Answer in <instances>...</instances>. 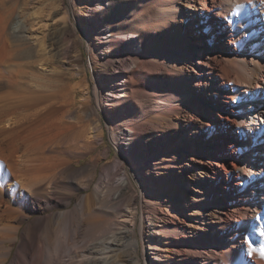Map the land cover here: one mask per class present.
<instances>
[{
    "label": "bare ground",
    "instance_id": "obj_1",
    "mask_svg": "<svg viewBox=\"0 0 264 264\" xmlns=\"http://www.w3.org/2000/svg\"><path fill=\"white\" fill-rule=\"evenodd\" d=\"M103 2L88 0L85 6L87 30L83 33L88 41L89 64L98 82L84 84L83 93L93 101L94 110L101 109L105 115L109 113L106 117L113 135L119 136L126 126L130 130L127 142L130 155L116 145L121 154L118 157L121 168L126 174V183L119 187L122 193L130 189L133 182H139L135 199L141 202L143 215L149 214L151 203L153 216L150 217H154L157 224L153 229H146L150 224L146 225L144 220L140 224V238L145 244L141 253L139 236H135L134 226L131 231L128 227L127 237L131 240L128 247L131 246L127 253L135 256V264H152L146 254L147 246L158 250L148 252L154 253V258H163L162 264H219V259L226 256L230 261L225 264H233L234 251L238 248L237 255L246 250L255 264H264V0H213V6L201 0H109L107 7ZM69 11L72 17L76 15L73 4ZM2 14L0 89L11 86L17 91H32L24 84L25 64L15 63L26 59L30 46L19 33L13 38L5 33L7 26L2 28L1 22L7 19ZM235 15L239 16L237 22L233 19ZM222 18L230 20L236 28L235 36L230 38L232 43L239 44L238 54L214 35L212 25L224 26ZM75 21L71 23L73 28H83L79 20ZM19 27L20 20H16L13 28L19 30ZM222 28L217 29L216 34L224 38L228 34L226 28ZM153 33L156 37L150 38ZM128 43L139 49L133 51L127 62L118 61L119 65H114V55L122 53ZM224 47H227L226 53H222ZM231 86L232 93L228 90ZM118 90H121L120 95ZM138 92L156 100L162 108L143 110L135 99ZM235 92L241 94L243 106L231 107L226 103L222 108L220 100L228 99H220L219 95L234 100ZM30 99L36 102L14 121V125H0V135L17 134L11 141L12 160L7 176L23 177L22 188L15 189L10 198L0 193V228L10 229L7 237L0 236L1 243L10 241L1 253L2 263L9 259L20 241L23 255L17 253L11 264H35L31 259L35 255L34 240L29 231H37L41 225L47 236L70 230L75 234L85 226L88 230L100 231L101 236L108 230L102 227L101 220L90 219L91 202L94 198L100 201L105 198L99 188L94 197L85 196L71 207L74 192L90 184L74 179V174L85 173V168H78L68 158L73 155L79 160L85 156L88 148L102 139V125L96 120L98 123L90 124L87 129L79 128L66 119L65 105H42L35 95H30ZM178 100L181 101L177 105ZM243 111L248 114L244 116ZM47 123L56 131L51 139L46 141L40 135V139L28 137L29 132ZM65 131H71L73 140L61 146L57 137ZM141 135L148 141L147 156L139 151ZM228 140L237 146L233 147ZM177 149L179 153L172 152ZM187 149L209 153L212 158L203 162L200 156L189 154ZM187 155L193 161L188 160ZM144 160L155 164L153 181L159 185V191L149 188L144 172L138 168ZM221 160L232 161L233 168L226 167ZM223 170L227 181L222 183ZM186 174L192 177L187 187L184 186ZM67 178L71 180L66 181ZM52 182L57 183L59 189L50 192L52 196H45L43 191L49 190L45 185ZM62 183L67 185L69 192H62ZM63 207L67 209L55 211ZM166 209L176 220L160 227L158 221L164 222L160 212ZM34 214L39 216L32 218ZM131 215L124 216V224L131 222ZM57 218L62 219L61 224ZM26 221L20 236V228ZM257 228L262 230L260 235L256 233ZM151 232L160 234L156 237L157 244L149 242ZM223 241L228 250L219 248ZM202 242L214 243L216 250L207 251ZM117 244L103 245L96 253L83 251L77 256L79 258L72 256L69 260L61 259L60 252L57 254L60 248L56 253L50 252V246L46 249V259L38 264H75L76 261L77 264H125L116 254L120 246ZM193 247L198 259L193 255Z\"/></svg>",
    "mask_w": 264,
    "mask_h": 264
},
{
    "label": "rangeland",
    "instance_id": "obj_2",
    "mask_svg": "<svg viewBox=\"0 0 264 264\" xmlns=\"http://www.w3.org/2000/svg\"><path fill=\"white\" fill-rule=\"evenodd\" d=\"M2 1L5 3L3 4ZM201 1H206L208 6H213V0ZM1 2L2 3L0 4L3 5L0 9V13H3L5 15L4 16L2 14L4 17H6L4 19H7V23L4 19V21H2L6 24L2 25L3 23L1 22L2 28H5V25L7 26L5 28V33H9L8 36L10 35L12 36V38L14 35L19 33L26 39V45L30 46V52L26 56V59L17 60L15 63L17 64L21 61L20 63L25 64L26 76L24 78V84L32 91H17L11 86H6L0 89V125H6L7 127L11 124L14 125V121L17 120L22 113H24L36 102L30 99V95H35L37 96L36 100H41L42 105H44V103H51L55 106L65 105L66 107H63L66 119L74 123L79 128L84 127L85 129H87L88 127H91V125L93 126L94 124L99 122L104 130L102 139L95 141L96 143H93L94 145L92 144L91 147L88 148L85 156H83L79 160L73 155H69L68 158L70 161L73 160L74 165H76L78 168H85V173L77 175L74 174V176L76 177H74V179H77L78 181L85 180L86 183L90 184L88 187L74 192L73 196L71 197V207L75 206L85 196L93 195L94 197L95 190L99 188V192L101 191L105 193V198L101 201L97 200V198H94V200L91 202L92 212L90 214V219L92 221H96V219L101 220L103 224L102 227H106L108 229L106 230L107 232L105 231V234L101 236L99 231L100 229L97 230L99 231L98 233L96 231L88 230L85 226L81 230H78L75 234L72 233V230H70L67 232L60 231L57 234L47 236L42 230L43 226L41 225L39 230L29 231V235L34 240L33 247L35 249V255L31 258L32 261H34L35 264H38L40 260L44 261L46 259V249L50 246V252L55 251L56 253L58 251L57 248H60L57 254H59L60 252L59 255L61 259L69 260V257H77L82 255L83 251L96 253L98 249L101 250V248H103V245L108 247L110 244L119 243L122 248L119 246V244L117 245L119 246V250L121 252H119V254L118 250L116 254L120 255L119 258H122L121 261H123V263L125 264H135V256H132L131 254L129 256V249L131 245H129L128 247V244H131V240L128 238V233L134 226L135 236H139V252L141 253L145 248V244L140 238V224L143 220L146 221V225L150 224L149 227H146V229H153V227L157 226V224L154 223V217H150L153 216V214H151V203L148 205L149 214L148 212H145V216L143 215L144 209L141 202L136 201L135 199L138 195V190L140 187L139 182H133L131 188L123 191L122 193L121 188L119 187L120 184L126 183V174L125 170L121 168L122 165L120 159L118 158L121 154L120 152H118V148L126 150V155H130L129 144L127 143L129 142L128 137L130 134V130L126 126L121 129L119 136L113 135V133H111L110 129L108 128L110 124L108 122H110V120L108 119V117H106V115H108L109 113L105 115V113L102 112L101 109H98L97 111L94 110L93 101H90L91 98H86L83 93L84 84H87L88 86L89 84L93 85L94 83L96 84L98 82L97 78L94 76L93 69L89 64L90 54L88 51V41L85 33H83V30H87V27L85 26V23H87V16L84 14V12L86 10L85 6L86 4H88V0H73V3H71V0H1ZM108 2L109 0H104L103 2L106 7L108 6ZM72 4L74 5V7H76L77 11L74 17L71 16V12L69 11V9L72 7ZM75 19L79 20L82 23L83 28L76 29L71 26V23H76ZM222 19L225 22L224 26L220 27L218 26V24L212 25V28H214V35L222 43H227V45L232 47L233 51L238 54V50L241 48L239 44L232 43V38H230L235 36L236 28L232 25V22L230 20L225 18ZM233 19H236L237 22V20H239V16L235 15ZM16 20H20L19 30H14L13 28V24ZM222 27L226 28L225 33L228 34V36H225L224 38L216 34L217 29L221 30L223 29ZM152 35L150 36V38L156 37L155 33H153ZM226 38H230L229 41H227ZM104 39L106 38L104 37ZM136 48L139 49L137 46L134 47L133 44L128 43L122 53L114 55V65H119L118 61H121V63L127 62L129 60L128 58L135 51H137ZM226 48L224 47L222 49V53L227 52ZM87 65L89 66V69ZM13 67L14 69H16L17 65ZM52 69L57 70L61 74L56 73V71H52ZM54 73L58 74L60 78ZM218 79L222 81L221 76H218ZM176 85L178 84L175 83V86ZM232 85L235 88V84ZM233 86L228 89L230 93L234 92ZM120 91H117L118 95L121 94ZM234 96L235 97L233 100L231 97L219 95L220 99H228L220 100L223 106L222 108L225 107L224 104L226 103H229L231 107L233 105H237L238 107L243 106V102H240L241 94L235 92ZM135 99L137 101V105L139 106L140 104L139 107L145 111L149 109L162 108L161 105L156 103V100L152 99L153 102H151L152 100H150V97L148 99V96L144 95L143 93H135ZM180 101L181 100L176 101V104L178 105ZM89 104L92 106V108L91 106H89ZM203 107L204 106H202L201 108ZM243 113L245 116L246 114H248V111H243ZM110 115L112 116V119L115 118L113 114ZM218 119L221 120L219 117ZM96 120H98V122ZM211 125L213 126V124ZM52 130H54V126L50 125V123H47L45 127H38L37 129H35L33 131L34 133L29 132L28 137H38V139L42 137L43 139L48 141L49 139H51V135L53 136V134L56 132ZM27 134L28 133L22 135V137H25V135ZM16 135V132H8L6 135H0V140H3V142H0V193L4 195L5 198H10L14 194L15 189L18 191L19 188H22L23 177L7 176L9 170L8 166L10 165L9 162L12 160L11 141L16 138ZM28 137L27 139H29ZM140 138V154L147 156L149 152L147 138L143 135H141ZM57 140L58 142L62 143L61 146L70 144V141L73 140L71 131L62 132L61 135L57 137ZM243 141L244 138L242 137V142ZM228 142L233 147L237 146L236 144H233L232 140H228ZM116 145L118 146V148L116 147ZM225 149L227 150V147ZM172 152L179 153V150L177 149L176 151L174 150ZM172 152L169 155H172ZM187 152H190L189 154L196 153L202 158L203 162H209V160L212 158L209 153L204 154L201 151L195 152L187 149ZM250 154L251 157H254L253 152H250ZM231 158H234V156H232ZM187 159L193 161L192 158H190V155H187ZM248 160L251 161V158L248 157ZM221 162H223L226 167L233 168L232 161L224 162L223 160H221ZM138 168L140 171L144 172L145 180L149 188H152L155 191H159V185L157 184V182L155 183L153 181L156 170L155 164L153 162L149 164L148 160H144L139 164ZM224 173V178L220 179V182L222 183L227 181L226 172L224 171ZM69 180H71V178L66 179V181ZM108 180L110 182H108ZM184 180V186L186 185L185 187L191 185L192 177L190 174H186ZM45 186L49 189L43 191V194L45 196H52L50 192H55L59 189L57 187V183L53 182L46 183ZM60 189L63 193L70 191L67 188L66 184H63L62 188ZM53 196L58 197V195ZM65 209L67 208H56L55 211H63ZM166 210L165 212H160V216L164 219V222H161V220L158 221V225L160 227H162L166 223H172L176 220L170 213L169 209ZM130 213L132 214L130 217L131 222L128 224H124L122 219H124V216H130ZM38 216L39 215L34 214L32 218ZM149 218H151L152 220L150 221ZM56 221L59 224L62 223L61 218H57ZM27 222L28 221L22 224L20 228V236L24 232ZM9 230V228H0V236L3 235L4 237H7V234H9L10 232ZM256 233L260 235L262 233V230L260 228H257ZM159 235L156 232H151L149 236V242H151L152 244H157L155 241L156 237ZM19 243L14 246L9 259L5 263L1 262L3 259L1 253H3L4 247L10 244V241L7 240L5 243H1L4 246L0 244V264H11L13 260L17 258V253H21V255H23V253L20 252ZM201 244H203L204 247L207 248V251L209 250L210 252H214L216 250L214 243L202 242ZM219 248L221 249V251H223L228 250L229 247L226 245L225 241H223V244L219 246ZM237 249L238 248H235V257H233L231 261L233 264L256 263L255 260H253L249 256V253L246 250L242 253V255H237V253H239V250ZM149 250L155 253L158 250L156 248H150L149 246H147L146 254L148 255V260L150 261V263L162 264L165 262L163 258H154L152 256V254L154 253H149ZM193 250L195 259H198L197 250L194 247ZM227 254L230 255V252ZM229 261L230 258H227L226 256L220 258L218 262L219 264H225V262L227 263ZM77 263L78 262L76 261L75 264Z\"/></svg>",
    "mask_w": 264,
    "mask_h": 264
}]
</instances>
